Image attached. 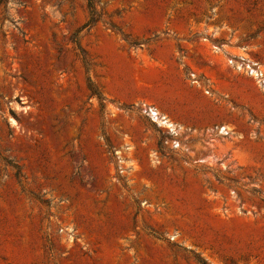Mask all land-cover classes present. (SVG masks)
<instances>
[{"label":"rangeland","instance_id":"374dc122","mask_svg":"<svg viewBox=\"0 0 264 264\" xmlns=\"http://www.w3.org/2000/svg\"><path fill=\"white\" fill-rule=\"evenodd\" d=\"M90 2L0 0V264H264V0Z\"/></svg>","mask_w":264,"mask_h":264},{"label":"crops","instance_id":"0c3cea01","mask_svg":"<svg viewBox=\"0 0 264 264\" xmlns=\"http://www.w3.org/2000/svg\"><path fill=\"white\" fill-rule=\"evenodd\" d=\"M126 162H127L128 165H129L130 171H132V170H133V169H132V165H133L134 163H136L137 160L134 159V158H132V157H129V158L126 160ZM128 177H132V175L129 174Z\"/></svg>","mask_w":264,"mask_h":264},{"label":"bare ground","instance_id":"6f19581e","mask_svg":"<svg viewBox=\"0 0 264 264\" xmlns=\"http://www.w3.org/2000/svg\"><path fill=\"white\" fill-rule=\"evenodd\" d=\"M157 114V113H156ZM162 123L166 124L168 127H174V124H172L165 116H162L161 118Z\"/></svg>","mask_w":264,"mask_h":264},{"label":"trees","instance_id":"16d2710c","mask_svg":"<svg viewBox=\"0 0 264 264\" xmlns=\"http://www.w3.org/2000/svg\"><path fill=\"white\" fill-rule=\"evenodd\" d=\"M88 5L92 9V4H91L90 0H88ZM202 264H205V262H202Z\"/></svg>","mask_w":264,"mask_h":264},{"label":"built area","instance_id":"2783aa9c","mask_svg":"<svg viewBox=\"0 0 264 264\" xmlns=\"http://www.w3.org/2000/svg\"><path fill=\"white\" fill-rule=\"evenodd\" d=\"M157 112H152V116H157V114H156Z\"/></svg>","mask_w":264,"mask_h":264}]
</instances>
